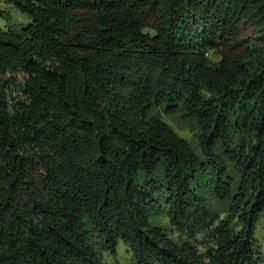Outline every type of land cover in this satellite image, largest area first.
I'll return each mask as SVG.
<instances>
[{
    "label": "trees",
    "instance_id": "16d2710c",
    "mask_svg": "<svg viewBox=\"0 0 264 264\" xmlns=\"http://www.w3.org/2000/svg\"><path fill=\"white\" fill-rule=\"evenodd\" d=\"M0 3L27 19L0 28V264H102L94 240L135 264H258L264 0ZM156 109L195 123L202 157Z\"/></svg>",
    "mask_w": 264,
    "mask_h": 264
},
{
    "label": "rangeland",
    "instance_id": "374dc122",
    "mask_svg": "<svg viewBox=\"0 0 264 264\" xmlns=\"http://www.w3.org/2000/svg\"><path fill=\"white\" fill-rule=\"evenodd\" d=\"M3 16V17H2ZM27 23V19L24 15L20 14L13 7L6 6L0 3V28L6 27H18ZM213 61H217L218 57H212ZM23 83L20 79L11 78L3 82V87L8 95V99H17L22 95ZM157 114L161 120L166 123L179 137L186 140L191 148L202 157V151L198 140L199 129L195 123L184 122L178 115L167 117L158 109L152 112ZM217 209H221L216 207ZM223 218V215H221ZM151 222L162 227L168 234V236L174 241L188 240L187 235L181 233L175 226H172L163 212L156 214L152 213L150 218ZM254 247L257 254V263L264 264V214L256 224V230L254 233ZM190 242L196 247L200 255L204 260L208 262L207 252L213 247V239L208 236L207 233H199L195 235L193 239H189ZM95 250L100 258L102 264H135L132 255L128 251V248L119 241L116 247V253L113 255L108 251H103L97 240H94Z\"/></svg>",
    "mask_w": 264,
    "mask_h": 264
}]
</instances>
